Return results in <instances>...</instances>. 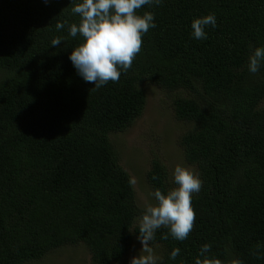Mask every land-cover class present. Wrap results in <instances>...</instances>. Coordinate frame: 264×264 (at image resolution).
<instances>
[{
  "label": "trees",
  "instance_id": "trees-1",
  "mask_svg": "<svg viewBox=\"0 0 264 264\" xmlns=\"http://www.w3.org/2000/svg\"><path fill=\"white\" fill-rule=\"evenodd\" d=\"M79 2L0 0V264L79 243L92 264H117L132 250L139 211L110 136L140 117L143 84L173 96L174 118L189 124L179 147L202 181L188 237L161 227L150 242L162 248L157 264H195L204 244L221 264H264V62L248 70L264 47V0L142 6L137 13L153 12L156 27L119 80L99 88L68 58L84 40L69 35ZM209 13L216 27L193 38L191 22ZM146 182L152 193L177 187L158 158Z\"/></svg>",
  "mask_w": 264,
  "mask_h": 264
},
{
  "label": "clouds",
  "instance_id": "clouds-1",
  "mask_svg": "<svg viewBox=\"0 0 264 264\" xmlns=\"http://www.w3.org/2000/svg\"><path fill=\"white\" fill-rule=\"evenodd\" d=\"M43 2L48 4L49 0ZM160 3L161 0H80L75 4L72 12L79 15L80 21L70 25L69 35L75 38L80 34L84 40L71 51L68 58L77 74L85 82L93 83L95 88L102 87L110 80L118 81L121 70L130 68L140 52L142 36L150 28L156 27L153 12L145 11L140 15L136 10L144 5ZM216 24L214 13L194 18L191 35L195 39H207L205 28L209 25L215 28ZM63 27V24H57V29ZM61 42V38L57 37L51 44L55 47ZM262 62L264 47H255L249 56V72H258ZM173 180L177 187L166 194L155 190L153 196L156 205L148 206L139 218L138 240L144 255L133 256L130 264H157L150 242L161 227H167L169 234L180 241L186 239L192 230L195 220L192 194L200 191L202 181L193 171L181 165L175 166ZM210 250V244L202 245L195 264H221V261L207 257ZM179 253L180 249L174 248L169 258L175 260Z\"/></svg>",
  "mask_w": 264,
  "mask_h": 264
},
{
  "label": "rangeland",
  "instance_id": "rangeland-1",
  "mask_svg": "<svg viewBox=\"0 0 264 264\" xmlns=\"http://www.w3.org/2000/svg\"><path fill=\"white\" fill-rule=\"evenodd\" d=\"M1 75V74H0ZM145 105L139 118H137L124 132L111 134L110 139L117 150L119 163L128 173L134 202L139 211V218L145 213L148 206H155L152 190L146 182L151 160L158 158L166 165L171 181L176 165H181L193 171L188 165L179 147V137L188 128L187 122L174 118L170 93L159 87L143 84ZM174 186V183L171 184ZM157 260L162 255L159 245H150ZM142 245L138 238H134L132 250L117 264H130L131 258L144 255ZM141 251V252H140ZM24 264H92L90 254L84 244L68 245L49 253L41 260Z\"/></svg>",
  "mask_w": 264,
  "mask_h": 264
}]
</instances>
